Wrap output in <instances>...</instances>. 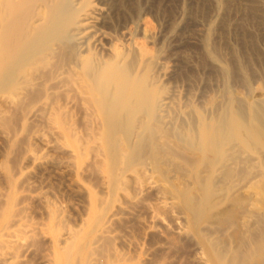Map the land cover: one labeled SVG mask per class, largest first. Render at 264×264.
Segmentation results:
<instances>
[{
	"label": "bare ground",
	"instance_id": "bare-ground-1",
	"mask_svg": "<svg viewBox=\"0 0 264 264\" xmlns=\"http://www.w3.org/2000/svg\"><path fill=\"white\" fill-rule=\"evenodd\" d=\"M115 1L0 0V95L11 104L26 102L25 119H45L60 128L70 147L68 159L58 160L61 165L77 178L94 167L98 174L91 173L103 180L99 190L82 188L81 182L87 206L72 224L62 207L34 185L23 188L22 174L17 179L5 164L9 186L0 204V264L30 263L39 239L40 245L48 241L44 264H160L161 259L149 260L150 249L117 227L131 217L143 224L144 236L163 234V216L147 194L171 212L176 232L194 244L198 264H264V92L251 88L253 65H247L264 45V0L243 5L242 14L251 15L249 20L258 22L253 28L260 29L247 33L249 41L243 39L246 53L238 56L234 48L236 70L212 43L215 33L235 31V22L240 23L229 12L236 0L215 1L202 40L204 53L230 83L239 74L251 89L238 94L229 83L233 88L228 84L203 105L191 99L183 104L179 94L163 86L168 71L161 57L135 41L124 51L110 48L107 58L94 52L91 23L114 10ZM72 106L84 114V131L69 118ZM5 132L0 128L12 140ZM52 136L44 138L47 144ZM31 159L43 162L36 155ZM29 198L43 200L44 220L36 222L27 213Z\"/></svg>",
	"mask_w": 264,
	"mask_h": 264
},
{
	"label": "rangeland",
	"instance_id": "rangeland-1",
	"mask_svg": "<svg viewBox=\"0 0 264 264\" xmlns=\"http://www.w3.org/2000/svg\"><path fill=\"white\" fill-rule=\"evenodd\" d=\"M215 1L216 0H122L121 2V0H116L115 3H118L117 7L115 4V7L111 8L115 11H110L109 9L107 13L102 14L100 19L96 21L94 20V22L91 23L92 26H94L91 29V34H93V39L96 42L95 45H97V47L95 46L94 52L98 55L100 54V56L102 55L107 58L110 56V48H116L120 51H124L125 46L130 44L132 41H135L145 50V52H149L153 55L158 54V56L161 57L160 61L163 62V64L166 66V71H168V75L163 79L161 84L163 86H166L168 90L174 91L176 92V94H179V97L183 104H185V101H189L190 99L191 101L193 100V103L197 105L208 103L209 101H212L211 99L213 98L217 99L224 92L225 87L230 83V79L228 81L227 78L222 75L221 69L216 67V65L214 66V64H212L210 60L207 59V55L206 53H204L205 51L202 45V40L208 27L207 18L210 19L212 14H214ZM236 2L234 4V7H238L241 3V7H243V9L241 8L242 12L240 11V6L238 8L235 7L237 9L232 8L233 3L232 7H230L229 12L231 17H233L235 21L238 20L240 23L236 24L237 21H233L230 16L229 19L233 21H231L233 24L235 22L234 28L237 29H235V31L238 32L240 30V34H238V32L235 35L236 32L234 30L227 33L224 30V34V31L222 32V29L219 28L217 32H222V35H217L215 33L212 38V43H215H213V48L217 49L216 52L219 53L218 55L222 54L221 56H223L225 58V61L228 62V64L225 63V65L227 64L228 67H231V69L233 66L234 69H237V64L234 58V48H236V53L238 51V56L246 53V46L244 44L245 41L243 39L248 38L247 40L249 41V36H251L256 31L255 26L258 25L257 20L254 21V19L251 18L249 20V17H252L251 15L248 16L246 14V16L245 14H242L245 13L243 12V5L248 6L249 2L247 0H236ZM119 3H121L122 5H119ZM231 10L234 11L235 15L234 13H231ZM236 10H238L239 13H236L238 12ZM243 15L248 17L247 20ZM242 17L244 21L241 19ZM241 20L244 22V26H248L246 28H243L246 31L241 29L243 27V22ZM235 25H238L240 28H237ZM259 29L260 28H258L257 26V33ZM130 30H133L132 33ZM256 32L253 35H255ZM247 33L251 34L248 36ZM243 34L246 35L241 36ZM215 36L217 39H219H215ZM224 39L226 40L224 41ZM238 39L241 41H239ZM262 45L260 44L259 48V50L262 51V54L260 53L261 57L256 56L255 60L247 64L248 68L249 66H254L248 69V76L249 78L250 76H252L253 78V75H255L254 80L252 78H250V80L252 86L251 88H257V90H254L255 92L257 91V93L264 92V45ZM241 50H243V53H240ZM248 56L249 55L247 52L246 57ZM251 63L252 65H250ZM252 69H254L255 71ZM250 73L253 74L251 75ZM239 76L240 79H238ZM232 77L233 75L230 78ZM234 77L235 80L232 79V81L234 82L231 83L239 93L237 91L235 92L240 94L242 91L243 95L247 94L251 88H249V86H244L246 84H243L244 82L242 81V76L239 74H234ZM239 80L242 84L239 83ZM236 81L239 82L236 84ZM245 87L247 89V93L245 92ZM207 100L209 101L207 102ZM25 103H21L18 105L11 104L3 96L0 95V128L1 130L4 129L7 132V135L10 134L13 137H10V139L12 140H8L3 134L1 135L0 133V204L4 200V193L7 191L9 186L5 174V164H8L11 167V170L13 168L12 173L16 174L14 176L17 179L20 178V175L22 174V177L19 179V181L21 182V180L25 179V185H21L23 188L27 189V187L29 188V186L32 188L34 185V188H37L34 190H37L38 193L42 196L45 193L44 196H46V198H48L49 200L52 199V201H54L57 205L65 210L72 224H74V222H76L75 224H77L81 216H83L85 213L84 211L86 210L88 201L86 190H83L82 188L88 186L95 188V190H99L103 186V180H101L100 175H97L98 173L92 166V168L87 169V173H84L82 176L77 178L76 175L71 171L70 167H65V164L61 165L62 163L60 162L68 159L69 154L68 152H66V149H69L70 147L65 138L63 139L64 136L60 134V128L52 124L54 128L57 127L56 129H52V125L50 126L49 124H47L48 122H44L45 119H25V117H27L26 113L28 112V106ZM69 110L70 114L72 113L71 115H69V118L72 117L70 120L75 123L79 130L84 131L85 127H83V125H85V119H83L84 114L82 113V111L78 106H72L69 108ZM82 119L84 122L82 121ZM27 121L29 122L27 123ZM54 134L56 137L54 138L52 136L53 142L47 144V140L45 141L44 138L50 141L51 135ZM43 135L48 136L43 137ZM41 137H43V139ZM65 154L67 155L65 156ZM32 155H36L40 158L39 160L43 162L47 161V164L45 162V165H43V162L40 163L39 161L32 162ZM45 155L49 156L46 157ZM65 157L67 158L65 159ZM55 158L57 159L55 160ZM58 160L60 162H58ZM90 169H94L97 174H94V172L91 173L92 170ZM17 170L19 171L18 177ZM86 174H88V176ZM93 174L95 176L97 175L98 177H94ZM72 175H75L76 179L74 177L73 179ZM85 175L86 179L84 177ZM98 181H100V183ZM80 186H82V188ZM152 196V194H147L146 199L147 201L151 202L156 211H160L159 214L161 213L160 215L163 216L164 224L163 222H161L162 225H164V227L162 228L163 234L151 231L148 232L146 236H144L146 231L143 224H140L136 218L133 219L131 217L129 218L130 220L128 219L127 222H124L122 225H117V227L119 226L118 229L123 231L126 230V235L129 238L133 240L134 238H136L134 240L135 244L140 242L144 244L145 250L146 248L150 249L149 251L147 249V257L151 261L153 260L158 262L159 259H161L159 261L160 264H198L196 261L197 251L194 244L189 239L179 235L176 232L177 225L171 216L172 214H170L171 212L169 213L168 211H166V209L164 210L162 207H160L162 205L158 204L155 196ZM29 199V201H26V204L30 206L29 210H27V213L30 214V217L36 222H38L39 220H44L45 215L43 214H45V207L43 208V200H41V203L39 198V200L37 198H33V200L32 198ZM34 200L35 202H33ZM145 215L147 216L145 210H143L142 216L145 217ZM161 223L159 224L161 225ZM143 230L145 231V233ZM39 242H41V239H39L37 244L40 249L36 247L37 252L35 249L34 254L28 256V260H30V263L28 264H44L41 257L43 250H45L46 248L45 246L48 244V241L42 239V244L45 243L43 245L41 244L42 246ZM131 252L135 253V250L131 249Z\"/></svg>",
	"mask_w": 264,
	"mask_h": 264
}]
</instances>
